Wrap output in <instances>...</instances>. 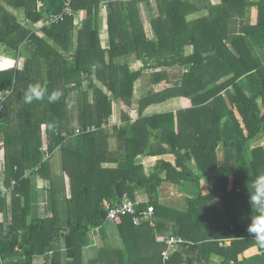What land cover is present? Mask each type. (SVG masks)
<instances>
[{"label":"trees","instance_id":"obj_1","mask_svg":"<svg viewBox=\"0 0 264 264\" xmlns=\"http://www.w3.org/2000/svg\"><path fill=\"white\" fill-rule=\"evenodd\" d=\"M234 19L245 26L230 38ZM34 24H42V35ZM0 54V264H104L109 249L89 262L85 251L109 222L122 237L121 260L164 264V239L175 236L187 242L165 264H216L215 257L264 264V247L248 232L253 181L264 174V145L255 146L264 139V0H0ZM11 54L15 66L2 69ZM135 60L144 62L138 71ZM146 70L150 85H161L136 99ZM33 83L59 90L60 99L25 103ZM177 97L192 106L145 113ZM147 157H156L151 172ZM203 178L213 186L208 195ZM164 183L183 190V203L164 199ZM139 194L149 200L135 204L137 214L153 207L150 220L136 225L126 214L108 221L109 208L135 203ZM169 228L155 253L144 255L155 233Z\"/></svg>","mask_w":264,"mask_h":264},{"label":"crops","instance_id":"obj_2","mask_svg":"<svg viewBox=\"0 0 264 264\" xmlns=\"http://www.w3.org/2000/svg\"><path fill=\"white\" fill-rule=\"evenodd\" d=\"M211 1L213 3L220 2V0H211ZM255 15H256V10H253L252 11V18ZM143 16H144V26H145L146 33L149 36L152 37L153 36L152 26H151L150 18H149L150 15H149V12H148L147 9L145 11L143 10ZM198 16H199L198 14H192V15H190L189 19L190 20H194ZM103 21H105V20H103ZM244 26H245V20L244 21L239 20V19L232 20V22L230 24V27H229L230 28V33H229L230 36L229 37L231 38L232 36L241 33L243 31V29H244ZM107 34H108L107 33V27L103 26L102 29H101V36H102V40H103L104 46H106L104 40L105 41L107 40V42H108V35ZM188 49H190V48H188ZM189 51H191V50H189ZM13 61H16V60L12 59V58H6L2 62L1 67H3L5 69L6 66H9L8 68H11L16 63V62H13ZM130 65H131V69L133 71H138V70H140L143 67L144 62L142 60H135ZM150 74H151V70L144 71L145 77L141 81H139L137 83V85H136V93H135L136 99H138L141 96L142 97L143 96L144 97L148 96L149 93H150V89H152V88L156 89L158 86L161 85V84L150 85L151 83L149 82L148 77H147ZM167 102L174 103V108L163 110L164 109L163 106ZM165 103L151 105L145 110V113L152 114V113H155V112H163V111H169V110H173L174 112H176L179 109H186V108H189V107L192 106L191 99H189L187 97L173 98V99H170V100L166 101ZM114 104L118 106L117 101L114 102L113 105ZM115 108H118V107H115ZM115 113H117V115H118V110L115 111ZM259 145H264V139H262L260 142H258L255 146H259ZM57 153L58 152H56V154L54 155V158L56 157ZM2 155H3V151L0 150V159H1ZM217 156H218L219 165L223 166L225 164V157H226L225 148H224L223 145L219 146V148L217 149ZM174 158H175V156L172 155L171 158H168V159L174 162L175 161ZM152 159L156 160V157H147L146 159H143L144 162H146L147 165H148L147 166V171L148 172H151V171L154 170L153 167L155 165L154 164L155 160H152ZM54 165H55V171L57 172V170H56L57 165L55 163V160H54ZM57 173L59 175H61L62 171L60 173L59 172H57ZM40 183H41V181H39L38 184H40ZM64 183H65V186H66L65 187V189H66L65 193L69 197L71 192H70V181H69V177L67 175H64ZM44 185L47 186V182L46 181H45ZM231 186H232V179L230 180L229 188ZM212 188H213L212 183H211V181L208 178H203L201 180V190H202V193L204 195L210 194ZM161 189H162V193L164 194L163 195L164 199L167 202L172 203L173 205H177L178 202L181 203V201H183L184 198H185L184 196H187V195L183 194V190L180 189V187L178 185H176V184L164 183ZM39 194H40L39 195V212H40V214H42V212L40 210H43L44 213L46 212V210H48V208H47V199L48 198L46 196L45 189L40 190ZM139 195H143V194H139ZM216 199H217V202L220 200V195L219 194L216 196ZM219 205H221V204L219 203ZM155 234H156V235H154L155 236V241L150 242V244H152L153 246L152 247L151 246H147V248L144 251V255L148 256V255H152L153 253H155L156 248L154 246H156V245H154V242L162 243L163 238L165 236L171 234V230L169 228V229H166V230H163V231H159V232H157ZM93 240L96 241V243L92 242L86 248V251H85V253H86L85 261L86 262H89L92 259H97L100 256V252L104 248V249H109V252H110V254L106 258V261L103 262L104 264H136V263L132 262V260L130 258L129 259H125V260H121V257L119 256V254H116L117 250L124 248V244H123V241H122V237H121V235L118 232L117 225L115 223H113V222L107 223V226L105 228V232H102L101 230H97L95 232V235L93 236ZM149 241H151V239H149ZM37 257H41V256H37ZM42 260H43V257H42ZM220 261H221L220 258L215 257L214 262L216 264H219Z\"/></svg>","mask_w":264,"mask_h":264},{"label":"clouds","instance_id":"obj_3","mask_svg":"<svg viewBox=\"0 0 264 264\" xmlns=\"http://www.w3.org/2000/svg\"><path fill=\"white\" fill-rule=\"evenodd\" d=\"M46 95L48 102L53 103L60 99L61 92L54 90L48 93L44 85L33 83L28 85L23 98L25 103H32L33 100H43ZM249 203L254 210V214L251 217V223L248 225V232L256 239L260 246L264 247V174L254 179Z\"/></svg>","mask_w":264,"mask_h":264},{"label":"built area","instance_id":"obj_4","mask_svg":"<svg viewBox=\"0 0 264 264\" xmlns=\"http://www.w3.org/2000/svg\"><path fill=\"white\" fill-rule=\"evenodd\" d=\"M94 129V127H91ZM44 150H47V147H43ZM46 159V158H45ZM15 185L16 183L13 182ZM140 201H143L139 196L136 197V202H132L130 200H126L125 202L118 204L114 207L109 208L108 211V221H115L118 219L121 215L131 214L134 216V224L140 225L144 221L150 220L152 214L154 213L153 207H149L144 212H140V214H137V210L135 207L136 203H139ZM166 247L162 251L163 256V262L166 263L167 260L171 257V254L179 249L181 244L186 243L187 241L184 240L181 237H166L164 239Z\"/></svg>","mask_w":264,"mask_h":264},{"label":"rangeland","instance_id":"obj_5","mask_svg":"<svg viewBox=\"0 0 264 264\" xmlns=\"http://www.w3.org/2000/svg\"><path fill=\"white\" fill-rule=\"evenodd\" d=\"M143 10L145 11L146 10V7L144 6V8H143ZM80 14H82V12L80 13ZM81 16H83V14L81 15ZM19 17L20 18H24V13L22 12V11H19ZM82 19V18H81ZM103 20H105V21H103ZM36 29L37 28H39L37 31H39V33H40V35H42V31H41V26H42V24H34L33 25ZM100 26H101V29H102V27L103 26H105L106 27V17H105V10H103V12H102V14H101V24H100ZM104 32V31H103ZM104 42H105V44H106V46H108L107 44H108V42H107V40L105 41L104 40ZM25 47V46H24ZM29 52V50H28V48H24L23 49V53H24V56L25 57H28L30 54L28 53ZM16 54V53H15ZM15 54H11V56L10 57H12V59L13 58H15L16 57V55ZM1 55V54H0ZM4 55V54H3ZM23 55V54H22ZM15 56V57H14ZM13 62H16V61H13ZM11 66V65H10ZM9 66H6L5 67V69L6 68H8ZM3 68V67H2ZM170 70H176L175 68H171ZM178 70V69H177ZM115 107H118L117 105H113V109H114V111H117L118 110V108H115ZM163 110H167V109H170V108H174V103H169V102H167V103H165L164 104V106H163ZM117 109V110H116ZM116 116H118L117 115V113H116ZM116 116H115V121H116ZM47 145H48V143H47V139H46V135H44V146H46L47 147ZM3 151V150H2ZM45 158L47 159L48 157L47 156H45ZM166 158H171L170 156H166ZM54 160H55V163H56V165H57V168H56V170H57V172H61L62 171V161H61V153L60 152H58L57 153V155H56V157L54 158ZM145 163V162H144ZM162 194V193H161ZM164 194H162V196H163ZM143 200H145V201H147V200H149V196L147 195V194H143V195H139ZM42 197V196H41ZM181 203H183V201L181 202ZM178 204H180V202H178L177 203V205ZM41 212H42V215L44 214V212H43V210H40ZM93 238V237H92ZM92 242H94V243H96V241H92ZM42 260V257H36L35 258V262L36 263H39L40 261Z\"/></svg>","mask_w":264,"mask_h":264}]
</instances>
